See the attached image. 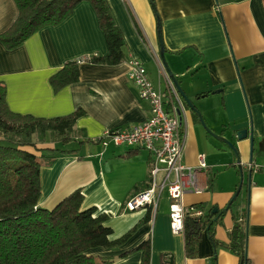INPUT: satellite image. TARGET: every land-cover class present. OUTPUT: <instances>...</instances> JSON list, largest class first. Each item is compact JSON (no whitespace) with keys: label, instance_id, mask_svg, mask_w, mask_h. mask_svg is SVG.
I'll use <instances>...</instances> for the list:
<instances>
[{"label":"crops","instance_id":"0c3cea01","mask_svg":"<svg viewBox=\"0 0 264 264\" xmlns=\"http://www.w3.org/2000/svg\"><path fill=\"white\" fill-rule=\"evenodd\" d=\"M108 1L126 39V59L120 64L87 60L109 51L88 1L79 3L65 21L44 27L19 48L9 50L0 41V81L7 86L12 111L41 118L85 111L75 124L77 137L84 143L62 145L48 137L50 140L37 144L40 149L66 150L52 159L38 152L39 206L53 209L81 189L82 209L96 207L97 215H109L115 238L136 227L123 245L88 251L97 258L113 257L114 264H141L142 251L122 255L148 238L153 246L151 264L212 263L214 246L207 232L200 242L199 257H186L184 234L171 230L170 204L159 203L156 213L150 206L136 210L126 207L131 196L149 186L150 153L137 147L104 148L99 142H91L107 129H131L151 115L149 102L140 97L138 86L129 79L130 61H142L154 85L167 90L166 61L206 125L218 136L206 129L180 94L184 161L196 166L199 154H205L208 167L202 170L200 182L209 185L202 194L186 193L185 203L224 208L233 198L240 180L237 166L219 175L213 173L235 163L233 150L222 138L232 141L248 181L246 199L238 200V215L236 210L229 211L214 235L220 242H229L237 219H245L248 264H264V173L246 167L251 160L264 165V0H155L164 49L150 0ZM18 13L15 0H0V34L13 24ZM68 61L79 62L80 79L56 93L50 78ZM3 138L0 131V140ZM148 208L151 219L142 222ZM217 250V264H241V258L230 250Z\"/></svg>","mask_w":264,"mask_h":264},{"label":"trees","instance_id":"16d2710c","mask_svg":"<svg viewBox=\"0 0 264 264\" xmlns=\"http://www.w3.org/2000/svg\"><path fill=\"white\" fill-rule=\"evenodd\" d=\"M83 1L90 2L94 7L109 48L107 54L93 55L87 60L94 64L122 63L126 59V39L108 0H15L18 17L0 34V41L9 50L19 48L44 27L65 21ZM150 1L156 9L155 0ZM154 11L162 34L160 17L157 9ZM79 79V62L68 61L51 76L50 82L57 93ZM84 113L83 109H78L70 115L56 118L16 113L8 105L7 86L0 81V131L4 134L0 140V264H114L113 257L97 258L89 255L88 251L98 247H119L134 234L136 227L115 238L114 230L108 224L109 215H97L96 207L82 209L84 195L81 189L75 190L53 209L39 206L41 157L38 152H42V157L52 159L56 153L66 150L40 149L37 144L46 142L48 137L61 141L62 145L73 141L84 143L78 139L75 130L76 120ZM91 142L99 141L95 139ZM235 203L226 212H222L225 207L206 209L203 204L194 205L202 209L203 214L186 217L184 237L187 258L199 257L200 242L207 232L214 246L211 264H217L219 248L238 255L241 264L249 263L245 219H237L229 232V242H220L214 235L215 228L223 224L225 215L236 210ZM150 209L142 222L151 219ZM152 249V240L148 238L122 256L142 251L141 264H151Z\"/></svg>","mask_w":264,"mask_h":264},{"label":"built area","instance_id":"2783aa9c","mask_svg":"<svg viewBox=\"0 0 264 264\" xmlns=\"http://www.w3.org/2000/svg\"><path fill=\"white\" fill-rule=\"evenodd\" d=\"M130 64L129 79L138 86L140 97L149 102L151 115L131 129H107L97 140L104 148L110 145L137 147L150 153V186L129 198L126 207L136 210L151 206L156 213L160 200L167 193L172 201L169 214L171 230L174 234H184L186 217L203 214L197 206L187 205L184 196L188 192L202 194L209 190V185L200 182L202 170L208 167L206 155L199 154L196 166L184 161L186 140L180 133L182 117L179 112L184 107L178 100L180 93L170 76L167 74V90H162L154 85L142 61L132 59ZM175 103L179 106L176 107ZM246 167L264 173V165L253 160Z\"/></svg>","mask_w":264,"mask_h":264},{"label":"water","instance_id":"95a60500","mask_svg":"<svg viewBox=\"0 0 264 264\" xmlns=\"http://www.w3.org/2000/svg\"><path fill=\"white\" fill-rule=\"evenodd\" d=\"M154 10H156V9L154 8ZM159 41H160V44H161L162 48L164 49L163 35L161 34V32H160V36H159ZM164 64H165V67H166L168 75L170 76V78L173 81V83L175 84L178 92L182 95V97L184 98V100L187 103V105L189 106V108L192 109L200 117V119H201L203 125L206 127V129L210 133H212L215 137H218L206 125V122H205V119L203 117V114L199 111V109H197L195 103L192 101V99L182 89L181 83H180L178 77L171 71V69H170V67H169V65L167 64L166 61H164ZM179 112H181V111H179ZM239 138L241 140L243 139L240 135H239ZM222 140L233 150V152L235 154L236 164H237V166L239 168V172H240V182L238 184L237 190H236L233 198L229 201V203L226 205V207L222 211V212H226V211H228L230 209L231 205L237 200V198H238V196H239V194H240V192L242 190V186H243V182H244V167H243V164L241 162L239 151H238L237 147L235 146V144L232 141H230L229 139H227V138H222ZM253 144H254V138L252 137L251 138V146L252 147H253ZM251 152L253 154V150Z\"/></svg>","mask_w":264,"mask_h":264},{"label":"rangeland","instance_id":"374dc122","mask_svg":"<svg viewBox=\"0 0 264 264\" xmlns=\"http://www.w3.org/2000/svg\"><path fill=\"white\" fill-rule=\"evenodd\" d=\"M48 140H50V139H48ZM74 142H76V141H74ZM73 142V143H74ZM70 148H73V145L71 144L70 145ZM83 150V149H82ZM237 166V164H236V161H235V163H233V166L232 165H229V164H227V165H225V166H222V167H220L218 170H216V171H214L213 173H215L216 175H219V173H223V172H226V171H230V170H232L231 168H234V167H236ZM237 169H238V171H239V168H238V166H237ZM239 174H240V172H239ZM244 176H245V172H244ZM239 179H240V176H239ZM239 182H240V180H238V184H239ZM248 181L246 180V178H244V182H243V186H242V190H241V192H240V194H239V196H238V198H237V200H236V203L235 204H237L238 203V200L239 201H241V200H245L246 199V197H245V195H246V187H247V183ZM238 187V186H237ZM237 190V189H236ZM236 192V191H235ZM168 200V201H167ZM172 201L170 200V198L167 196V194L165 193L164 195H163V197H162V199H161V206H163V204H165V203H167L168 205L171 203ZM211 207H218L217 205H211V206H209L208 208H211ZM226 207V206H225ZM235 213H236V216L238 215V210H236L235 211Z\"/></svg>","mask_w":264,"mask_h":264}]
</instances>
